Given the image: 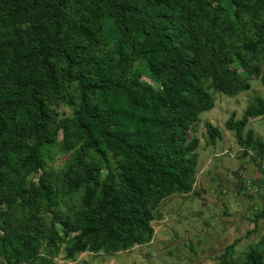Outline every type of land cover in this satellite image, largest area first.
Instances as JSON below:
<instances>
[{"label": "trees", "instance_id": "16d2710c", "mask_svg": "<svg viewBox=\"0 0 264 264\" xmlns=\"http://www.w3.org/2000/svg\"><path fill=\"white\" fill-rule=\"evenodd\" d=\"M105 20L116 34L110 49ZM262 59L264 0H0V206L21 211L0 227V254L12 255L6 263L34 258L36 237L61 240L56 224L73 234L68 258L149 242L161 200L192 190L199 140H188V131L213 107L204 84L211 79L228 96L247 91ZM140 60L157 87L133 68ZM63 100L72 116L53 128L51 105ZM257 115H264L259 96L241 119L226 120L238 145L254 146L253 131L244 130ZM206 129L214 144L220 133ZM58 133L60 150L73 152L61 181L43 173L28 184ZM76 194L84 211L69 219L57 201ZM260 220L264 210L248 234ZM247 260L264 264L254 250Z\"/></svg>", "mask_w": 264, "mask_h": 264}, {"label": "rangeland", "instance_id": "374dc122", "mask_svg": "<svg viewBox=\"0 0 264 264\" xmlns=\"http://www.w3.org/2000/svg\"><path fill=\"white\" fill-rule=\"evenodd\" d=\"M115 39L112 23L105 20L103 42L108 49L113 47ZM132 66L139 70L143 81L157 87L143 60L134 62ZM258 70V75L253 73L245 79L249 90L236 95L228 96L216 91L211 79L204 84L213 99V107L201 112L188 131V140L193 137L199 140L192 190L161 200L153 211V233L149 242L108 255L86 250L68 258L66 249L73 234L67 238L56 224L55 230L62 239L55 240L47 235L36 237L35 257L19 264H247L253 250L262 254L264 263V220L258 222L256 232L247 233L253 228L251 220L254 215L264 210V154L258 147V144H264V115L248 119L244 133L249 129L253 131L252 147L238 145L234 132L224 126L232 113L235 120L241 119L245 108L255 101V97L264 99V59L260 60ZM237 71L243 72L240 67ZM51 111L53 128L72 116V106L66 100L52 104ZM207 123L220 133L214 144H210ZM60 140L58 133L56 144L45 150L43 169L30 174L26 178L28 184H37L43 173L51 174L50 182L59 184L60 176L73 157V152L60 150ZM108 158L115 170V159L110 154ZM92 162L102 177L106 176L108 170L104 163L97 158ZM80 196L76 194L57 201L69 219L84 211ZM45 213L42 210L41 214L48 217L46 226L50 227V215ZM15 217L20 218L21 211L19 215L18 209H8L6 203L0 206V227ZM234 240L238 243L232 246ZM228 246L231 247L225 254ZM11 258V254L6 258L0 254V264H7L6 260Z\"/></svg>", "mask_w": 264, "mask_h": 264}, {"label": "crops", "instance_id": "0c3cea01", "mask_svg": "<svg viewBox=\"0 0 264 264\" xmlns=\"http://www.w3.org/2000/svg\"><path fill=\"white\" fill-rule=\"evenodd\" d=\"M258 175H259V172L257 173ZM261 201V200H260ZM260 222V221H259ZM259 225H261V224H259Z\"/></svg>", "mask_w": 264, "mask_h": 264}]
</instances>
